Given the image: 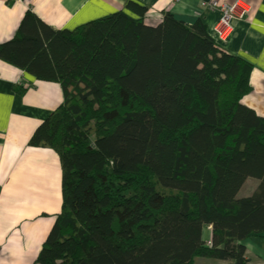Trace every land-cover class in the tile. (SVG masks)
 <instances>
[{"label":"trees","instance_id":"trees-1","mask_svg":"<svg viewBox=\"0 0 264 264\" xmlns=\"http://www.w3.org/2000/svg\"><path fill=\"white\" fill-rule=\"evenodd\" d=\"M147 12L128 0L69 31L27 11L0 45V60L63 93L28 142L61 166L34 264H250L243 243H264V118L241 104L252 65L201 20L148 25Z\"/></svg>","mask_w":264,"mask_h":264},{"label":"crops","instance_id":"crops-1","mask_svg":"<svg viewBox=\"0 0 264 264\" xmlns=\"http://www.w3.org/2000/svg\"><path fill=\"white\" fill-rule=\"evenodd\" d=\"M128 0H0V45L10 41L27 11L54 30L76 27L123 10ZM148 9L145 23L156 25L164 13L209 30L219 14L200 7L208 0H131ZM232 4L235 0H220ZM250 11L235 22L223 48L252 65L251 91L241 104L264 118V0H243ZM25 86L18 92L17 88ZM53 82L36 81L0 60V264H34L61 209V166L50 149L28 145L35 129L61 104ZM209 232L206 233V237ZM247 250V249H246ZM248 252L246 255L248 257ZM254 262L264 264L259 250ZM229 264V263H228Z\"/></svg>","mask_w":264,"mask_h":264},{"label":"built area","instance_id":"built-area-1","mask_svg":"<svg viewBox=\"0 0 264 264\" xmlns=\"http://www.w3.org/2000/svg\"><path fill=\"white\" fill-rule=\"evenodd\" d=\"M202 9L216 11L217 21L209 27L210 36L220 44L230 41L235 22L243 21L250 11V6L243 0H235L226 4L220 0H208L200 3Z\"/></svg>","mask_w":264,"mask_h":264},{"label":"rangeland","instance_id":"rangeland-1","mask_svg":"<svg viewBox=\"0 0 264 264\" xmlns=\"http://www.w3.org/2000/svg\"><path fill=\"white\" fill-rule=\"evenodd\" d=\"M252 182H253L252 180H248L246 182L245 186L243 187V189H242V191L240 193L241 196H244V195L247 196V195L251 194V192L254 190V189L251 190V188H253L252 186L255 185V183H254V185H252L251 184ZM207 232H209L210 235H211L210 227L205 228L203 230V241L205 242L206 245H210L209 234H208L207 237L205 236ZM243 245L247 249L246 251L249 253L248 254V257L250 259V262H254L255 258L258 257L257 256V251L258 250H259V253L261 255L264 252V243L263 242H260L256 238H252V239H250L248 241H245L243 243ZM195 263L196 264H228V263H225V262H219V261L208 260V259H201V258L197 259Z\"/></svg>","mask_w":264,"mask_h":264},{"label":"clouds","instance_id":"clouds-1","mask_svg":"<svg viewBox=\"0 0 264 264\" xmlns=\"http://www.w3.org/2000/svg\"><path fill=\"white\" fill-rule=\"evenodd\" d=\"M210 237H211V235H210V233H209V240H210Z\"/></svg>","mask_w":264,"mask_h":264}]
</instances>
